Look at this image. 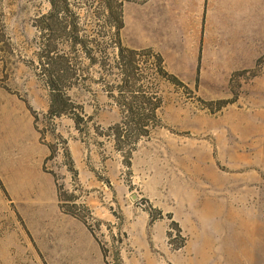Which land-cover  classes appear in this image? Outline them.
<instances>
[{"label":"rangeland","instance_id":"1","mask_svg":"<svg viewBox=\"0 0 264 264\" xmlns=\"http://www.w3.org/2000/svg\"><path fill=\"white\" fill-rule=\"evenodd\" d=\"M107 1L0 0V93L46 150L0 163V264H264V53L120 54Z\"/></svg>","mask_w":264,"mask_h":264},{"label":"crops","instance_id":"2","mask_svg":"<svg viewBox=\"0 0 264 264\" xmlns=\"http://www.w3.org/2000/svg\"><path fill=\"white\" fill-rule=\"evenodd\" d=\"M124 19L125 45L152 49L166 61L193 60L201 69L206 68L201 61H222L229 70L249 66L264 53V0H149L146 8L126 6ZM4 95L0 163L9 162L18 148L32 150L30 159H42L46 150L29 107L43 104H12Z\"/></svg>","mask_w":264,"mask_h":264},{"label":"trees","instance_id":"3","mask_svg":"<svg viewBox=\"0 0 264 264\" xmlns=\"http://www.w3.org/2000/svg\"><path fill=\"white\" fill-rule=\"evenodd\" d=\"M113 0H109L107 2H103L101 3L104 7L105 10H108V14L106 16V20L109 23H112L113 26L116 29V32L114 34V38H115V44L117 45V47L120 50V54L124 51L129 52L131 55H136L137 53L133 50H129V49H125L122 46V43L120 41V32L121 30L124 28V15H123V9H122V5H120L119 7L115 6L112 2ZM48 5L50 7L49 10V18H54V14L60 10H64L66 9V7L68 6L67 0H48ZM57 21V19L55 20ZM87 54V52H85ZM159 62L162 63V59H159ZM132 63V61H131ZM173 79H175L173 77ZM63 100L61 99L59 93L54 92L53 95H51V109H50V113H54V114H60L62 113L63 109L60 108L57 112H55L54 110H52V107H54V104H62ZM52 150V149H50Z\"/></svg>","mask_w":264,"mask_h":264}]
</instances>
